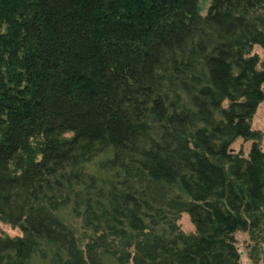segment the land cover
I'll return each mask as SVG.
<instances>
[{"label": "trees", "instance_id": "obj_1", "mask_svg": "<svg viewBox=\"0 0 264 264\" xmlns=\"http://www.w3.org/2000/svg\"><path fill=\"white\" fill-rule=\"evenodd\" d=\"M200 1L0 0V264H241L264 0Z\"/></svg>", "mask_w": 264, "mask_h": 264}, {"label": "rangeland", "instance_id": "obj_2", "mask_svg": "<svg viewBox=\"0 0 264 264\" xmlns=\"http://www.w3.org/2000/svg\"><path fill=\"white\" fill-rule=\"evenodd\" d=\"M200 5H202L203 14H206L210 7V0H201ZM253 55L256 53L260 56V58L264 61V48L255 45L254 46ZM256 115L252 119V126L255 131H260L263 139L259 142L260 146L264 148V102H262L257 111ZM254 144L253 140H245L244 138H238L235 143L231 146V149L235 153L244 152V155L249 156L252 146ZM71 225H74V228L79 235L81 232L79 231V226L72 221H67ZM179 225L181 229H183L187 233H194L196 231L195 224L190 218V215L184 212L180 216ZM0 235H9L10 237L22 236V231L18 227H13L8 223L0 224ZM237 238V247L239 251H241V264H264V228L262 231L252 233L247 231H240L235 235Z\"/></svg>", "mask_w": 264, "mask_h": 264}]
</instances>
